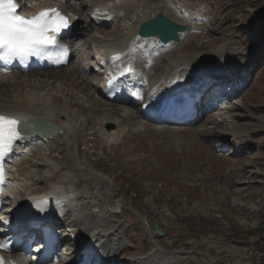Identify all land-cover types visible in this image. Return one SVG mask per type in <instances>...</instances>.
I'll use <instances>...</instances> for the list:
<instances>
[{
  "label": "rangeland",
  "instance_id": "rangeland-1",
  "mask_svg": "<svg viewBox=\"0 0 264 264\" xmlns=\"http://www.w3.org/2000/svg\"><path fill=\"white\" fill-rule=\"evenodd\" d=\"M120 1L130 6L116 19L92 23L94 7L114 14L109 8ZM172 1L57 0L56 6L74 17L69 63L0 72V95L8 102L37 93L57 107L69 106L76 114L73 123L78 118L63 139L20 148L19 161L12 160L17 165L12 173L20 179L15 198L60 184L75 191L80 211L69 218L74 235L64 241L57 262L48 264H72L83 228L107 235L116 223L127 236L122 264H263L256 243L264 240V0ZM165 5L178 11L188 28L179 43L157 46L151 54L152 81L170 79L169 68L178 67L169 61L174 56L183 58L179 67L216 70L232 50L230 63L241 67L226 87L211 75L217 94L202 101L212 108L205 112L198 103L190 122L143 119L137 104L98 94L97 71L91 69L93 39L121 38L128 31L131 36L142 11ZM107 118L125 129L115 143L106 137L115 127L102 123ZM21 177L29 187L21 185ZM154 224L163 227V236L156 235ZM153 246L170 256L168 263L155 257L132 263Z\"/></svg>",
  "mask_w": 264,
  "mask_h": 264
},
{
  "label": "bare ground",
  "instance_id": "bare-ground-1",
  "mask_svg": "<svg viewBox=\"0 0 264 264\" xmlns=\"http://www.w3.org/2000/svg\"><path fill=\"white\" fill-rule=\"evenodd\" d=\"M56 1L57 0H14V2L19 7V12L21 13L26 10H32L31 13H34L41 8H48V9L55 8L59 10V7H56ZM166 5L161 6L159 8L150 9L147 11H142L135 18V21H133V25H131V28L129 29L131 32V36L128 35L129 34L128 31V34L124 32L125 34H122L121 38L120 37L108 38L102 42H99V40L101 39H97V40L93 39L92 41L93 59H94L92 67L97 68L96 75L98 77V82L96 84L97 93L104 97L107 96V89H108L110 77L116 75L124 67L131 68L132 72L127 73L126 75L120 76L118 78V83L120 88H119V93L115 96V99L119 103H124L126 105L137 104L138 114L145 120H150V118H148L149 113L145 110L144 107L145 105L147 106L152 105L156 108L164 109L168 105L172 93H174V91L171 89V85L169 81L163 84H159L158 82L152 81L151 79L152 76L148 75L149 72L150 73L153 72L152 70L149 71V69L151 68L150 67L151 54H153L154 51H156L157 46L164 47L173 43L170 42L168 44H162L160 43L157 36H152L148 38L139 37L136 33L137 28L140 23H143L144 21L151 19L157 13H163V14L166 13L165 15L172 20L174 19L173 21L176 20L183 25L188 24L185 21V19H182L180 17V15L177 13L178 11L175 12L172 9L168 8ZM129 6L130 4L128 1H120L119 3L113 4L109 8L111 11L114 12V14H110L109 12H105L103 10L94 12L91 18L92 23H98V24L106 23L108 22V19L111 16L112 19H116L117 15L126 11V9H128ZM76 11H74L75 14ZM69 17L73 21L74 17H72L70 14ZM126 26L125 29H127ZM73 34L74 31L72 29L71 33L64 36L61 40L68 45L67 40L72 39ZM129 39L132 40L129 41ZM235 52L236 51L231 50L228 53H225V59L223 62H225L226 64L222 62V65L216 70L206 66L204 67L191 66L189 68L179 67L183 65L182 62L183 58L180 59L177 56H176L177 58H174L175 56L169 57L170 59L169 61H171V63L174 62L178 64V67L175 68L170 67L169 72L167 74H176L178 75L180 80L186 79V80H191V82L193 80L196 86L198 85V82L196 81L197 78L194 77L196 70H197L196 72H201V71L214 72L215 75L216 73H218L217 75L224 74L226 77L233 75L236 79L237 77L236 70L239 71L241 67L238 64L233 65L232 63H230L231 57ZM101 61H104V66L99 65ZM143 64L145 65L147 64L146 66L148 67L146 66L144 67ZM3 70L4 69L0 67V72H2ZM10 70L16 73H25V70L16 68L15 66L11 67ZM198 80L200 82L203 81L201 78H199ZM142 87H147V88L144 91ZM213 88L215 89L217 88V86ZM132 93L136 94L138 98L135 99ZM41 97L42 98L40 99L37 93L28 94L18 100V102L20 101L19 104L16 99H15L16 102H12V101L8 102L9 100L3 99L2 96L0 95V116H4L6 118L13 119L15 121H24L27 119H34V118H44V119L56 121L63 128L62 135H55L50 139L44 137L43 135H34V134L25 135L20 140L18 145H16L15 147L16 151L20 150V148H28L30 145L36 144L38 142L51 143V142H55L59 138L63 139L69 134L70 129L72 128L71 126L73 123V116L76 114L74 112L71 113L70 107L69 106L57 107L52 103L50 98L43 96ZM35 100L37 101L36 103H34ZM40 100H42L41 103ZM205 104H206L205 108L208 107V103ZM224 107L227 106L225 105ZM181 110L182 109H176L172 111L169 110L170 112L167 114V117L165 119L168 120H172L173 118L175 119V115ZM155 116H157V114H155ZM77 121L78 118H76L74 123H76ZM151 121L154 120L151 119ZM103 122L104 123L111 122L113 126L115 125L114 129L106 131V137L108 138V141L110 143L117 142L125 130L124 127L121 125L122 123L121 124L118 123L121 121H117V120L114 121V119L112 118L111 119L107 118L104 119L102 123ZM140 124L141 123H137L135 126ZM142 129L143 128L138 127V130H142ZM180 131L182 132V129ZM13 159H15L16 162L19 161L16 152H13L12 155L9 156V160H8L10 169L7 171L6 174L7 179L5 181V186H4L5 188L4 195L6 196H12L14 194V191L17 188L15 182L20 180L19 178H16L15 175H13L12 173V170L15 169L17 166L16 163L12 161ZM11 177L15 180L14 181L8 180L11 179ZM21 178H22L21 179L22 181H20L22 183L21 185H23V187H29L30 186L29 183L25 182L26 179L24 181V177ZM58 187L61 191V197H63L66 201L67 215L64 217V220L67 221L69 220L70 216H73L75 214L74 212L78 210V207L74 201L75 191L72 188H67L63 184L58 185ZM35 192H29L28 195L33 194ZM68 227L72 229L73 224L69 225ZM112 228L114 229V233L108 235L107 237H105L106 234L100 235L99 232L95 233V230L97 229H94L93 227H89V228L86 227L83 228L82 231H80V233L82 232L81 234L84 235L85 237H81L77 245L83 249L84 253L92 252L93 264H112L113 261L116 260L115 258H117V253L123 247H125L127 242L126 239L127 236L123 232L122 223L120 224L116 223L115 225H113ZM103 239H105L104 242L96 245L97 242L102 241ZM151 257L160 258L164 263H168L169 262L168 258L170 256L167 253L160 251V249H158L156 246H153L147 251L146 255H143L140 258V260L139 259L138 260L140 262L141 261L146 262ZM5 258L7 264H17L16 263L17 260L13 255H7L5 256Z\"/></svg>",
  "mask_w": 264,
  "mask_h": 264
},
{
  "label": "snow or ice",
  "instance_id": "snow-or-ice-1",
  "mask_svg": "<svg viewBox=\"0 0 264 264\" xmlns=\"http://www.w3.org/2000/svg\"><path fill=\"white\" fill-rule=\"evenodd\" d=\"M14 0H0V59L43 56L48 47L56 45L59 51L46 57L62 62L66 49L57 44L56 34L68 26L67 19L55 8L40 12L30 19L16 14ZM17 121L0 116V161L13 150L14 142L21 139L16 130ZM3 169L0 168V176Z\"/></svg>",
  "mask_w": 264,
  "mask_h": 264
},
{
  "label": "water",
  "instance_id": "water-1",
  "mask_svg": "<svg viewBox=\"0 0 264 264\" xmlns=\"http://www.w3.org/2000/svg\"><path fill=\"white\" fill-rule=\"evenodd\" d=\"M185 31V25L173 21L163 13H157L154 17L139 25L137 34L142 38L157 36L161 43L167 44L169 42H180V33ZM110 125L113 126V124ZM19 127L26 134L43 135L48 139L63 133V128L56 121L44 118L21 121ZM153 228L157 235H163L158 224H154Z\"/></svg>",
  "mask_w": 264,
  "mask_h": 264
},
{
  "label": "trees",
  "instance_id": "trees-1",
  "mask_svg": "<svg viewBox=\"0 0 264 264\" xmlns=\"http://www.w3.org/2000/svg\"><path fill=\"white\" fill-rule=\"evenodd\" d=\"M162 230H163V227H162ZM256 244L259 246L258 251L262 252V256L264 260V240H258ZM260 244H263V245L260 246ZM263 264H264V261H263Z\"/></svg>",
  "mask_w": 264,
  "mask_h": 264
}]
</instances>
